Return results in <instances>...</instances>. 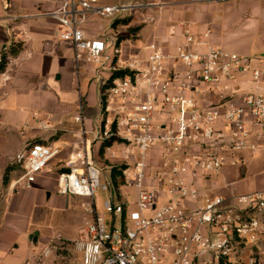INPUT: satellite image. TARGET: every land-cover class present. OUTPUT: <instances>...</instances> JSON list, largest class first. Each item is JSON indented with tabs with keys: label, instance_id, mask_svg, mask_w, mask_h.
Returning <instances> with one entry per match:
<instances>
[{
	"label": "built area",
	"instance_id": "2783aa9c",
	"mask_svg": "<svg viewBox=\"0 0 264 264\" xmlns=\"http://www.w3.org/2000/svg\"><path fill=\"white\" fill-rule=\"evenodd\" d=\"M135 6L64 0L50 14L77 60L86 51V60L99 61L106 43L87 37L84 24L93 13L110 18ZM210 33H184L175 53L150 43L143 58L122 59L121 48L113 46L95 141L112 152L107 158L124 163L123 186L135 188L136 198L110 194L106 209L120 216L121 228L108 231L96 208L100 170L83 126L68 170L57 176L60 195L88 199L91 220L77 243L82 264H261L246 252L264 232V190L227 198L212 194L204 181L226 165L242 164L243 151L263 148L264 59L214 46ZM119 70L128 72L114 77ZM84 120L80 105L75 121ZM58 152L40 141L28 145L14 157L23 169L15 184L33 182ZM54 246L51 241L41 257Z\"/></svg>",
	"mask_w": 264,
	"mask_h": 264
},
{
	"label": "crops",
	"instance_id": "0c3cea01",
	"mask_svg": "<svg viewBox=\"0 0 264 264\" xmlns=\"http://www.w3.org/2000/svg\"><path fill=\"white\" fill-rule=\"evenodd\" d=\"M62 1L0 0V57L4 47L22 43L19 53L9 56L6 67L0 71V264H19L27 259L34 254L41 238L66 242L68 248L78 250L81 261L77 243L91 220L86 211L88 199L60 195L57 176L68 170L66 161L82 137L83 126L88 131L84 138L91 143L95 160L104 152V145L95 141L99 129L94 124L100 128V92L110 75L109 57L120 31H127V36L117 44L122 59L147 56L150 43L175 53L185 41L184 33L198 37L207 29L211 30L209 41L214 46L264 59V0H100L102 5L136 6L126 9L131 17L127 25L113 26L115 20L127 17L119 12L110 18L90 15L84 24L87 37L106 43L99 61L86 60V51L77 60L75 47L57 35L59 23L50 12ZM136 26L137 31L130 30ZM80 105L85 114L83 124L75 121ZM42 122L47 126L43 127ZM37 141L52 144L59 152L33 182L16 185L23 169L14 157ZM258 141L263 148L255 153L248 149L240 153L242 164L226 165L220 173L207 178L204 184L208 191L229 198L264 190V177L256 172L260 164L248 163L264 152V137ZM247 178L250 183L254 179L252 188L234 189L235 184ZM120 194L121 199L133 202L136 189L122 186ZM58 204L67 212L82 210L85 224L69 223L66 229L44 238L41 219L48 213L47 205L57 208Z\"/></svg>",
	"mask_w": 264,
	"mask_h": 264
},
{
	"label": "rangeland",
	"instance_id": "374dc122",
	"mask_svg": "<svg viewBox=\"0 0 264 264\" xmlns=\"http://www.w3.org/2000/svg\"><path fill=\"white\" fill-rule=\"evenodd\" d=\"M128 10H121L119 13L121 15L127 16ZM118 35H121L123 38L127 36V31H120ZM112 54V51H111ZM110 54V55H111ZM113 59V56H112ZM95 128L98 130L99 127L97 123L94 124ZM117 155H121L122 151L121 148L117 147L114 149ZM245 153L247 151H244ZM112 152H108L107 150H104L103 153H100L99 156H97V159L95 160V165L99 168V184L97 186V190L95 193V200H96V206L99 213L104 214L106 219V224L108 231H111L113 227L121 228V218L120 216L115 217L111 212L107 211L106 204L109 200V193L112 195V197H121V188L124 185L122 182L121 175H117V186L114 184V181L112 179V170L115 167L116 170L121 169V167L124 165L123 162H121L118 158H107L108 155H111ZM255 161L257 164H260L257 168V173L260 174V177L263 178V170H264V152H260L258 155H255L251 159H247V162L249 165ZM250 168V167H249ZM250 170V169H249ZM254 186V179H252L251 183L250 180H243L241 182H238L235 184L234 189L238 191H245L249 188H252ZM131 196H134V194L131 193ZM48 213L43 216L44 219H41L42 227L40 229L41 236L48 237L52 233H56L60 230H64L68 227L69 223H76L77 225H84V218L82 215V210L79 211V213H71L67 212L65 210H62L59 208V204L57 208H53L50 205H47ZM79 210L78 208H76ZM44 237V238H45ZM261 241L258 242L257 246H252L247 248V252L251 253V251L255 254V256L259 259L261 264H264V232L262 233ZM45 242V244H43ZM68 242V241H67ZM70 243V242H69ZM50 244L49 238L44 241L43 238L39 240L38 245L36 248H34V254L27 257V259H23L19 264H25V262H33L37 261V264H80V254L78 250H71V248H68L66 242H59L55 243V246L51 249V253L46 257L38 256L39 253L45 249ZM67 246V248H66Z\"/></svg>",
	"mask_w": 264,
	"mask_h": 264
},
{
	"label": "trees",
	"instance_id": "16d2710c",
	"mask_svg": "<svg viewBox=\"0 0 264 264\" xmlns=\"http://www.w3.org/2000/svg\"><path fill=\"white\" fill-rule=\"evenodd\" d=\"M130 20H131V17H129V16L124 17V18H119V19H117V20H115L113 22V26H116L118 24L127 25V24H129ZM138 29H139L138 26L130 28V30H132V31H137ZM121 39H122V36L121 35H117V44H119ZM21 49H22V43H20V42L12 43L11 45L6 46V47L3 48L2 53H1V57H0V71L4 70V68L6 67V64H7L9 56L18 54ZM126 72H128V71L127 70L116 71L114 73V77L122 76ZM118 174H121V171L116 170V168H113V170H112V178H113L114 184L116 186L118 185L117 184V182H118L117 181V175Z\"/></svg>",
	"mask_w": 264,
	"mask_h": 264
}]
</instances>
